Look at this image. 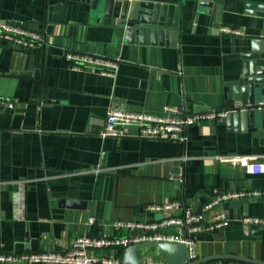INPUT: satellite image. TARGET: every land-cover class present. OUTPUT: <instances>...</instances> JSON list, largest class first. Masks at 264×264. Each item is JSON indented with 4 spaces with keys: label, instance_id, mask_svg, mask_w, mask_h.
Returning a JSON list of instances; mask_svg holds the SVG:
<instances>
[{
    "label": "crops",
    "instance_id": "0c3cea01",
    "mask_svg": "<svg viewBox=\"0 0 264 264\" xmlns=\"http://www.w3.org/2000/svg\"><path fill=\"white\" fill-rule=\"evenodd\" d=\"M152 1L180 3L177 45L126 41L123 30L104 22L101 10L94 13L92 0H0V20L32 28L43 40L31 51L0 40V99L16 103L0 107V253L11 254L25 240L36 242L35 253H59L84 235L128 237L112 224L160 220L161 214L143 212L148 204L178 201V216L186 208L200 210L216 192H264V174L219 159L264 156L260 127L251 133L228 128L224 118L203 121L186 129L183 143L142 140L134 128L124 138L99 136L111 104L153 114L166 107L225 110L242 63L237 37L253 38L260 22L246 4L264 3L222 0L215 28V5L202 15L194 1ZM223 27L242 35L221 34ZM68 53L118 66L111 76L77 70ZM260 198L243 200L248 217L264 216ZM229 202L218 207L229 225L203 231L215 239L194 242L196 258L227 254L264 261L262 229L245 228L244 216L237 219ZM121 251L112 254L120 258ZM146 257L141 251V261ZM164 258L155 248L151 259Z\"/></svg>",
    "mask_w": 264,
    "mask_h": 264
},
{
    "label": "built area",
    "instance_id": "2783aa9c",
    "mask_svg": "<svg viewBox=\"0 0 264 264\" xmlns=\"http://www.w3.org/2000/svg\"><path fill=\"white\" fill-rule=\"evenodd\" d=\"M220 33L231 36H241L239 29L223 27ZM0 40L8 45L24 51L35 50L43 40L32 28L23 27L18 24L0 20ZM66 59L72 63L74 69H90L103 75H112L118 66L117 61L104 60L98 56L83 54H66ZM15 102L0 99V107L12 109ZM259 108L264 107V100L259 103ZM226 112L208 111L204 113H185L173 107H166L160 113L129 111L117 108L111 104L106 117L100 122L99 136L101 138H124L128 137V129L136 130V138L142 140L174 141L183 143L185 131L188 127L203 121L217 120L225 116ZM220 161L227 162L232 166L243 169L248 174H264V156L258 159L255 156H231L222 158ZM178 180L182 182V178ZM264 192L238 191L226 194L216 192L213 198L200 210L192 211L183 209L181 214L174 216L173 212L180 209L178 201H168L160 204H148L143 212L161 214L163 217L154 222H114L115 230L129 232L128 237H92L81 236L74 240L71 247L63 252H30L22 254L0 253V264H123L121 258L113 256L112 250L122 249L128 246L145 242H163L170 244H182L186 247V262L195 261L196 251L194 242L189 239L191 235H200L203 231L217 232L227 227L230 219L224 211L218 209L223 201L246 200L248 198H259ZM240 222L245 228L259 227L264 229L263 217H243ZM89 223H93L90 219ZM205 223V227L202 225ZM170 230H175L170 232ZM186 232V238L181 239L180 232ZM133 231L154 232L140 237H131ZM177 233L178 235H173ZM107 252L108 254L97 256L95 252ZM144 264H165L164 261L155 262L150 257L144 258ZM204 264H245L241 262L217 260Z\"/></svg>",
    "mask_w": 264,
    "mask_h": 264
},
{
    "label": "water",
    "instance_id": "95a60500",
    "mask_svg": "<svg viewBox=\"0 0 264 264\" xmlns=\"http://www.w3.org/2000/svg\"><path fill=\"white\" fill-rule=\"evenodd\" d=\"M196 2L197 13L210 15L215 5L216 21L214 27L219 25V13L222 0H189ZM92 10L99 13L101 10L106 24H114L124 32V38L128 42L151 43L152 45L175 46L178 43L179 19L177 10L179 4L158 3L152 0H92ZM246 8L252 10L260 22L254 26L255 36L244 39L237 37L240 41V71L235 81L229 84L231 96L229 104L225 108L224 122L232 130L258 132L264 136V107L259 108V103L264 100V3L253 2L246 4ZM254 13V14H253ZM97 15V14H96ZM167 40V42H166ZM258 203L264 204V197L257 199ZM248 203L243 200H231L230 208L235 209L237 219L241 215L246 217ZM242 207L240 214L239 208ZM262 233L264 230L262 229ZM154 232L133 231L131 237H140ZM173 235H178L173 233ZM179 236L186 238L183 230ZM189 239L193 242L212 241L215 235H191ZM25 244H29L26 247ZM36 242L25 240L16 244L11 254H22L35 252ZM146 248H156L159 254L165 256V264H204L217 260H233L245 264H264V261L249 258L216 254L186 262L187 250L182 244H170L163 242H145L128 246L123 250L121 260L123 264H144L141 261V251Z\"/></svg>",
    "mask_w": 264,
    "mask_h": 264
},
{
    "label": "rangeland",
    "instance_id": "374dc122",
    "mask_svg": "<svg viewBox=\"0 0 264 264\" xmlns=\"http://www.w3.org/2000/svg\"><path fill=\"white\" fill-rule=\"evenodd\" d=\"M142 254H146L152 259L155 258V248H146L142 250Z\"/></svg>",
    "mask_w": 264,
    "mask_h": 264
},
{
    "label": "trees",
    "instance_id": "16d2710c",
    "mask_svg": "<svg viewBox=\"0 0 264 264\" xmlns=\"http://www.w3.org/2000/svg\"><path fill=\"white\" fill-rule=\"evenodd\" d=\"M123 251L120 252V254L122 255Z\"/></svg>",
    "mask_w": 264,
    "mask_h": 264
}]
</instances>
